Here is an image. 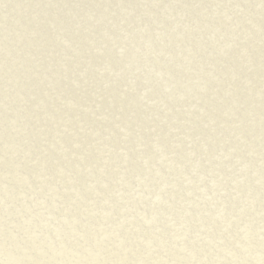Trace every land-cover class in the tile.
Here are the masks:
<instances>
[{
    "label": "rangeland",
    "instance_id": "rangeland-1",
    "mask_svg": "<svg viewBox=\"0 0 264 264\" xmlns=\"http://www.w3.org/2000/svg\"><path fill=\"white\" fill-rule=\"evenodd\" d=\"M0 264H264V0H0Z\"/></svg>",
    "mask_w": 264,
    "mask_h": 264
},
{
    "label": "bare ground",
    "instance_id": "bare-ground-1",
    "mask_svg": "<svg viewBox=\"0 0 264 264\" xmlns=\"http://www.w3.org/2000/svg\"><path fill=\"white\" fill-rule=\"evenodd\" d=\"M245 147V146H244ZM248 147V146H247Z\"/></svg>",
    "mask_w": 264,
    "mask_h": 264
}]
</instances>
